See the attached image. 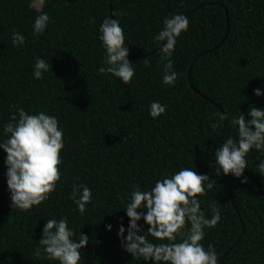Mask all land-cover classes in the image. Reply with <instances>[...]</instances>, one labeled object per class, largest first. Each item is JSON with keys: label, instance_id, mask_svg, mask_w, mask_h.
Here are the masks:
<instances>
[{"label": "trees", "instance_id": "1", "mask_svg": "<svg viewBox=\"0 0 264 264\" xmlns=\"http://www.w3.org/2000/svg\"><path fill=\"white\" fill-rule=\"evenodd\" d=\"M39 6L38 0H0V133L20 108L56 116L64 132L62 175L39 206L12 208L7 154L0 149V264H59L38 242L47 219L62 217L77 237H89L83 264H144L121 248L118 229L129 223L124 204L134 186L148 190L183 167L208 175L213 184L201 208L211 218L215 205L221 221L205 229L201 243L214 247L218 264H264L260 153L246 158V183L217 176L213 167L214 149L237 138L232 117L264 108V96L254 94L264 88V0H112L113 14L109 0H46L42 11L50 21L36 36ZM178 13L189 19V29L177 39L172 59L178 79L169 86L155 36L164 19ZM106 17L124 29L135 68L130 84L98 72L106 55L99 27ZM14 32L25 37L19 48L12 45ZM37 57L49 63L40 80L33 76ZM154 101L167 105L155 120L149 114ZM217 112L228 118L214 129ZM76 184L93 193L83 216L70 196Z\"/></svg>", "mask_w": 264, "mask_h": 264}, {"label": "clouds", "instance_id": "2", "mask_svg": "<svg viewBox=\"0 0 264 264\" xmlns=\"http://www.w3.org/2000/svg\"><path fill=\"white\" fill-rule=\"evenodd\" d=\"M38 3L40 6L35 9L38 15L32 28L36 36L45 33L50 21L49 14L42 11L46 0H38ZM188 29L189 19L182 13L173 14L164 19L162 29L155 36L160 44L165 85H174L178 79L172 57L177 39ZM99 32L106 55L98 72L130 84L135 68L129 59V47L125 44L124 29L119 20L106 17ZM11 41L19 48L25 44V37L14 32ZM48 71L49 63L37 57L34 78L43 79ZM254 94L264 96V88H256ZM166 109L167 105L154 101L149 114L155 120ZM215 115L218 119L212 123L214 129L228 118L226 113L217 112ZM231 123L236 127L237 138L228 137L214 149L216 175L243 177L241 182L246 183L245 169L249 167L246 158L255 151L260 153L256 172L264 176V108L252 106L247 113L232 117ZM0 137V149L7 154L5 175L12 208L27 212L48 200L61 180V151L65 147L63 129L54 115L44 111L30 114L20 108L3 126ZM208 181V175L183 167L163 175L148 190L134 186L123 207L129 218L128 226L121 223L118 229L122 250L130 253L134 261H143L144 264H218L214 247L209 245L206 249L201 243L205 229L214 228L221 221L220 209L215 205L211 218H207L201 208V197L206 194V189L213 188ZM70 196L83 216L93 201L92 190L85 184H76ZM141 220L148 225L147 228L139 223ZM106 228L111 231L113 225L107 224ZM38 243L51 261L83 264L81 250L89 243V237L84 232L77 237L67 218L62 217L47 219Z\"/></svg>", "mask_w": 264, "mask_h": 264}, {"label": "water", "instance_id": "3", "mask_svg": "<svg viewBox=\"0 0 264 264\" xmlns=\"http://www.w3.org/2000/svg\"><path fill=\"white\" fill-rule=\"evenodd\" d=\"M109 2H110V7H111V12H112V14H113V7H112V0H109ZM228 27H229V24H228ZM226 37V36H225ZM225 39V38H224ZM224 39L222 40V42L224 41ZM221 42V43H222ZM220 43V44H221ZM220 44L218 45V46H220ZM212 50V49H211ZM138 58H140V56L138 57ZM223 132V131H222ZM222 134V133H221Z\"/></svg>", "mask_w": 264, "mask_h": 264}]
</instances>
